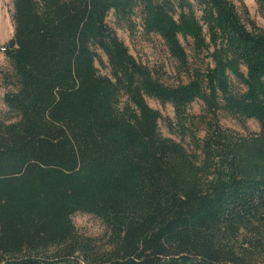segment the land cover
<instances>
[{"label":"trees","instance_id":"obj_1","mask_svg":"<svg viewBox=\"0 0 264 264\" xmlns=\"http://www.w3.org/2000/svg\"><path fill=\"white\" fill-rule=\"evenodd\" d=\"M109 14L160 37L176 83L129 52ZM11 20L0 264H264V27L242 1L12 0ZM220 111L259 130L227 128ZM77 212L101 220L103 244L77 231Z\"/></svg>","mask_w":264,"mask_h":264},{"label":"rangeland","instance_id":"obj_2","mask_svg":"<svg viewBox=\"0 0 264 264\" xmlns=\"http://www.w3.org/2000/svg\"><path fill=\"white\" fill-rule=\"evenodd\" d=\"M234 4L239 7L240 1L246 6L249 16L259 26L264 27V18L261 17L257 10L254 0H232ZM12 0H0V45H2L12 35ZM107 24L115 30L118 37L128 46L129 52L140 62L148 65L149 67L161 68L165 72L163 80L167 84H174L177 82L175 62L169 56L166 48L159 36L155 34L144 35L140 31L129 33L124 27L116 24L112 14L106 18ZM99 67V65H98ZM10 66L5 59L2 52H0V117H8L9 113L5 106L2 96L4 92L9 89L2 83V74L9 73ZM147 103L160 111V113L174 122L173 108L169 103L161 104L155 99L146 98ZM186 112L194 117L193 128L196 129L197 136L201 137L204 133L202 118L207 117V112L204 105L200 100H194L187 108ZM219 123L227 128L234 129L242 134L248 130L257 132L259 130L258 124L253 119L239 120L224 112H218ZM159 130L162 135L172 137L179 140L183 145L190 150L191 140L188 136L180 138L176 130L170 131L163 121H159ZM72 221L75 228L80 234L95 238L98 244L101 245L106 240L107 229L105 225L97 217L85 214L74 213Z\"/></svg>","mask_w":264,"mask_h":264},{"label":"built area","instance_id":"obj_3","mask_svg":"<svg viewBox=\"0 0 264 264\" xmlns=\"http://www.w3.org/2000/svg\"><path fill=\"white\" fill-rule=\"evenodd\" d=\"M3 50V48L2 47H0V51H2Z\"/></svg>","mask_w":264,"mask_h":264}]
</instances>
